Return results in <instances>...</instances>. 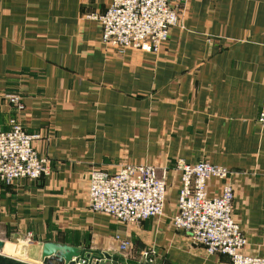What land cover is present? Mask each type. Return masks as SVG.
I'll list each match as a JSON object with an SVG mask.
<instances>
[{
    "label": "crops",
    "instance_id": "obj_1",
    "mask_svg": "<svg viewBox=\"0 0 264 264\" xmlns=\"http://www.w3.org/2000/svg\"><path fill=\"white\" fill-rule=\"evenodd\" d=\"M110 2L0 0V130L17 118L43 135L34 145L50 159L38 180L0 183V239L34 264L46 241L118 264L148 263L142 251L151 248L150 264H231L171 223L176 161L205 159L232 171L244 251L264 257V0H177L180 21L158 53L101 41L100 23L86 15ZM11 92L23 109L8 102ZM122 163L166 173L163 215L121 223L89 208L90 168L114 173ZM219 187L211 178L209 194ZM26 232L30 240L17 241Z\"/></svg>",
    "mask_w": 264,
    "mask_h": 264
},
{
    "label": "built area",
    "instance_id": "obj_2",
    "mask_svg": "<svg viewBox=\"0 0 264 264\" xmlns=\"http://www.w3.org/2000/svg\"><path fill=\"white\" fill-rule=\"evenodd\" d=\"M176 1L111 0L104 12L89 13L86 18L100 23L101 41L120 53L127 49L158 53L171 28L180 21ZM5 97L16 109H23L19 93H7ZM258 120L264 123V102ZM42 137L40 132L25 130L17 118L9 120V128L0 130V183L11 185L21 178L38 180L49 173V157L39 154L34 145ZM176 169L180 174L177 209L171 217L173 227L187 232L207 254L227 255L231 264H264V257L244 251L246 236L233 213L232 171L205 159L192 163L177 160ZM214 177L220 180V187L210 195L208 183ZM166 192V173H159L152 164L122 163L114 173L97 167L88 172L89 208L121 223L163 215ZM31 235L26 232L17 241H28ZM129 248V241L120 240L121 252ZM153 252L152 248L142 251L148 263L153 261ZM76 264L88 263L79 260Z\"/></svg>",
    "mask_w": 264,
    "mask_h": 264
},
{
    "label": "water",
    "instance_id": "obj_3",
    "mask_svg": "<svg viewBox=\"0 0 264 264\" xmlns=\"http://www.w3.org/2000/svg\"><path fill=\"white\" fill-rule=\"evenodd\" d=\"M4 245L0 239V250ZM41 262L42 264H76L79 260H86L88 264H118L111 260V255L107 252H98L97 254L86 252L80 248L46 241L41 247ZM0 264H34L13 256H9L0 252ZM150 264V263H145Z\"/></svg>",
    "mask_w": 264,
    "mask_h": 264
},
{
    "label": "rangeland",
    "instance_id": "obj_4",
    "mask_svg": "<svg viewBox=\"0 0 264 264\" xmlns=\"http://www.w3.org/2000/svg\"><path fill=\"white\" fill-rule=\"evenodd\" d=\"M184 1V0H183ZM182 7H183V5H182ZM182 9L183 8H181L180 7V12L182 11ZM17 239H19V238H17ZM8 241H11V242H13V243H17L16 242V239L15 238H13V239H7ZM5 244H11V243H9V242H6ZM5 244H4V246H5ZM4 246H3V248H4ZM11 250L10 251H6V250H1L3 253H5V254H9V255H12L13 257H16V258H19V259H24V258H27L26 256H25V254H23V252H22V250H21V247H20V244H15V245H13V244H11ZM15 247V248H14ZM2 248V249H3ZM13 250V251H12ZM5 251V252H4ZM22 259V260H23ZM25 260V259H24ZM27 260V259H26Z\"/></svg>",
    "mask_w": 264,
    "mask_h": 264
},
{
    "label": "bare ground",
    "instance_id": "obj_5",
    "mask_svg": "<svg viewBox=\"0 0 264 264\" xmlns=\"http://www.w3.org/2000/svg\"><path fill=\"white\" fill-rule=\"evenodd\" d=\"M4 244H5V242H4ZM4 246V245H3ZM3 248V247H2ZM11 244H5V246H4V248L3 249H1V250H6V251H10L11 250ZM0 250V252L1 253H3L2 251ZM13 251V250H12ZM5 252V251H4ZM26 252V251H25ZM3 254H5V253H3ZM6 255H9V254H6ZM9 256H12V255H9Z\"/></svg>",
    "mask_w": 264,
    "mask_h": 264
}]
</instances>
